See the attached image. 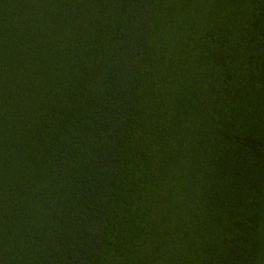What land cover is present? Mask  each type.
<instances>
[{
  "label": "trees",
  "instance_id": "16d2710c",
  "mask_svg": "<svg viewBox=\"0 0 264 264\" xmlns=\"http://www.w3.org/2000/svg\"><path fill=\"white\" fill-rule=\"evenodd\" d=\"M0 264H264V0H0Z\"/></svg>",
  "mask_w": 264,
  "mask_h": 264
}]
</instances>
